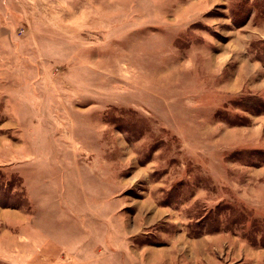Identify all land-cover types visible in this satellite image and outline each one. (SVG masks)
<instances>
[{
  "label": "rangeland",
  "instance_id": "rangeland-1",
  "mask_svg": "<svg viewBox=\"0 0 264 264\" xmlns=\"http://www.w3.org/2000/svg\"><path fill=\"white\" fill-rule=\"evenodd\" d=\"M0 264H264V0H0Z\"/></svg>",
  "mask_w": 264,
  "mask_h": 264
},
{
  "label": "bare ground",
  "instance_id": "bare-ground-1",
  "mask_svg": "<svg viewBox=\"0 0 264 264\" xmlns=\"http://www.w3.org/2000/svg\"><path fill=\"white\" fill-rule=\"evenodd\" d=\"M126 246V245H125ZM132 261V260H131Z\"/></svg>",
  "mask_w": 264,
  "mask_h": 264
}]
</instances>
